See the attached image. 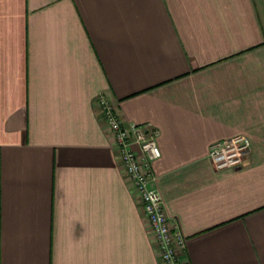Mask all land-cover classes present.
Listing matches in <instances>:
<instances>
[{
    "label": "crops",
    "instance_id": "crops-1",
    "mask_svg": "<svg viewBox=\"0 0 264 264\" xmlns=\"http://www.w3.org/2000/svg\"><path fill=\"white\" fill-rule=\"evenodd\" d=\"M100 94L159 131L183 263L264 264V0H0V264H162Z\"/></svg>",
    "mask_w": 264,
    "mask_h": 264
},
{
    "label": "built area",
    "instance_id": "built-area-1",
    "mask_svg": "<svg viewBox=\"0 0 264 264\" xmlns=\"http://www.w3.org/2000/svg\"><path fill=\"white\" fill-rule=\"evenodd\" d=\"M104 122L110 127L118 161L130 180L153 235L162 264H184L187 238L180 224L168 214L165 199L156 186L153 163L162 156L158 144L159 131L149 124L128 123L117 105L105 94L98 96ZM251 153V143L245 135L218 141L210 147L209 158L217 170L239 169Z\"/></svg>",
    "mask_w": 264,
    "mask_h": 264
}]
</instances>
